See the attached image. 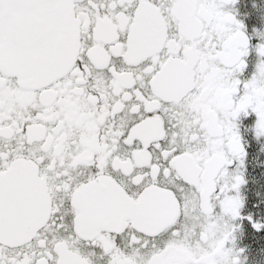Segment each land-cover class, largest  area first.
<instances>
[{
	"label": "snow or ice",
	"instance_id": "6c2138e0",
	"mask_svg": "<svg viewBox=\"0 0 264 264\" xmlns=\"http://www.w3.org/2000/svg\"><path fill=\"white\" fill-rule=\"evenodd\" d=\"M264 0H0V264H264Z\"/></svg>",
	"mask_w": 264,
	"mask_h": 264
},
{
	"label": "rangeland",
	"instance_id": "374dc122",
	"mask_svg": "<svg viewBox=\"0 0 264 264\" xmlns=\"http://www.w3.org/2000/svg\"><path fill=\"white\" fill-rule=\"evenodd\" d=\"M255 193L258 197L264 195V180H261L257 174H255Z\"/></svg>",
	"mask_w": 264,
	"mask_h": 264
},
{
	"label": "flooded vegetation",
	"instance_id": "af4514ba",
	"mask_svg": "<svg viewBox=\"0 0 264 264\" xmlns=\"http://www.w3.org/2000/svg\"><path fill=\"white\" fill-rule=\"evenodd\" d=\"M246 190L255 192V174L250 175L249 186Z\"/></svg>",
	"mask_w": 264,
	"mask_h": 264
}]
</instances>
